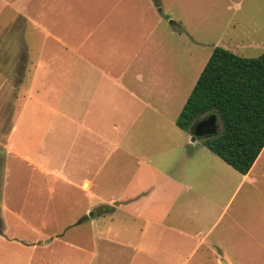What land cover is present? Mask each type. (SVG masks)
I'll return each instance as SVG.
<instances>
[{
    "label": "crops",
    "instance_id": "crops-1",
    "mask_svg": "<svg viewBox=\"0 0 264 264\" xmlns=\"http://www.w3.org/2000/svg\"><path fill=\"white\" fill-rule=\"evenodd\" d=\"M151 7L149 0L24 3L23 35L39 42L29 65L25 41L0 51L9 65L0 71V93L5 79L11 95L0 137L2 205L22 204L38 221L68 226L44 240L32 231V244L7 240L0 230V264H190L195 254L223 255L226 234L213 232L225 207L241 185L264 187L253 174L264 146L243 174L211 150L208 157L198 147L210 149L204 137L192 140L189 130L160 138V19ZM226 44L234 53L241 47ZM26 175L33 179L23 181ZM223 191L230 194L219 209ZM159 204H166V221L155 218ZM80 224L85 233L68 231Z\"/></svg>",
    "mask_w": 264,
    "mask_h": 264
},
{
    "label": "rangeland",
    "instance_id": "rangeland-1",
    "mask_svg": "<svg viewBox=\"0 0 264 264\" xmlns=\"http://www.w3.org/2000/svg\"><path fill=\"white\" fill-rule=\"evenodd\" d=\"M149 1L152 3L153 20L154 13L160 19L157 97L163 115L160 114L158 133L160 138L165 137V134H171L174 138L178 135L184 137L183 130L175 125L174 120L213 48L220 45L225 48L230 47V50L234 51V48L226 44L227 41H233L238 46L241 45L236 52L241 56L254 57L264 51V0ZM25 2L26 0H0V51L4 49L6 53L7 43L18 41L21 44L25 41L30 46L28 59L25 58L29 65L30 62L37 60L39 36L30 35L29 32L23 35ZM172 20L177 24L175 28L169 22ZM22 60V51L19 50L15 61L16 84L21 80L24 65ZM7 61L5 54L0 56V71L4 74L9 68ZM2 83L5 86L0 93V137L6 133V122L11 114L6 102L11 95L7 93L5 79ZM23 84L27 85L28 82L25 80ZM20 98L19 96L16 101L17 106L21 104ZM199 139L202 141L203 138ZM198 147L208 157L209 154L212 155L210 149L202 145ZM253 174L255 179L259 180L254 182L255 185L262 186L264 153ZM3 175L4 158L0 153V216L3 219L0 230L7 240L32 244L30 243L34 240L32 231L41 232L40 238L44 240L48 239L47 235L68 226V223L59 222L60 220L38 221L37 215L29 216L25 213L27 207L22 204L2 205ZM22 179L30 181L33 178L26 175ZM228 193L223 191L222 199L217 203L219 209L226 205L230 194ZM42 208L44 216L47 208ZM33 209L38 214V207ZM162 209H166V204L155 206L153 213L156 214L155 218L166 221ZM222 215V221L213 233L223 229L226 234L223 235V255L219 252L195 254L190 264H264V187H255L247 183L241 185ZM63 216L62 218L66 220L69 217L68 214ZM32 217L34 220H30ZM24 219H27V224H24ZM85 229L86 226L80 224L78 227L71 226L68 231L85 233Z\"/></svg>",
    "mask_w": 264,
    "mask_h": 264
},
{
    "label": "trees",
    "instance_id": "trees-1",
    "mask_svg": "<svg viewBox=\"0 0 264 264\" xmlns=\"http://www.w3.org/2000/svg\"><path fill=\"white\" fill-rule=\"evenodd\" d=\"M210 112L220 127L202 142L246 174L264 146V51L244 57L221 46L213 48L175 123L189 130Z\"/></svg>",
    "mask_w": 264,
    "mask_h": 264
},
{
    "label": "water",
    "instance_id": "water-1",
    "mask_svg": "<svg viewBox=\"0 0 264 264\" xmlns=\"http://www.w3.org/2000/svg\"><path fill=\"white\" fill-rule=\"evenodd\" d=\"M220 121L215 113H209L190 125L191 139L209 137L217 133Z\"/></svg>",
    "mask_w": 264,
    "mask_h": 264
}]
</instances>
